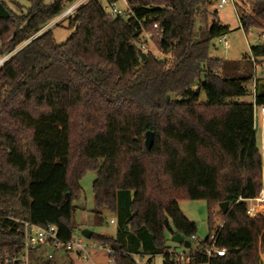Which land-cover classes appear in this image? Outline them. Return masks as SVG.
Segmentation results:
<instances>
[{
    "label": "trees",
    "instance_id": "16d2710c",
    "mask_svg": "<svg viewBox=\"0 0 264 264\" xmlns=\"http://www.w3.org/2000/svg\"><path fill=\"white\" fill-rule=\"evenodd\" d=\"M6 1L0 0V56L74 0H29L25 14ZM129 1L126 19L104 10L118 0L87 1L68 19L65 43L44 31L0 68V257L20 251L21 221L54 226L60 240L70 241L72 202L92 170L95 207L110 211L116 233L91 238L111 248L114 264L160 255L162 264H175L166 232L188 240L197 230L178 207L183 200L206 203L202 247L215 229L213 215L219 218L215 246L225 250L211 260L190 255L188 264H260L264 220L250 218L247 206L262 186L253 113L264 106V83H254L251 103L241 99L253 86L247 59L261 65L264 44L249 47L238 62L211 58V42L228 31L211 9L217 0ZM234 9L243 33L264 29V0H234ZM208 16L206 28L195 30ZM138 22L148 32L154 23L163 30L156 45L173 55L167 69L151 54L139 58ZM146 132L154 140L149 151Z\"/></svg>",
    "mask_w": 264,
    "mask_h": 264
},
{
    "label": "rangeland",
    "instance_id": "374dc122",
    "mask_svg": "<svg viewBox=\"0 0 264 264\" xmlns=\"http://www.w3.org/2000/svg\"><path fill=\"white\" fill-rule=\"evenodd\" d=\"M29 0H7L5 3L7 4L10 11L16 14L23 13L25 14L30 7L28 2ZM55 0H44L46 5H49ZM80 0H74L73 2H78ZM14 4H18L20 9H18ZM116 7L119 9H123V5L121 2L116 4ZM213 9V7L211 8ZM108 12L109 10L106 9ZM217 18L219 23L224 27L226 26L228 31L227 34L224 35V40L227 42V48H223L221 44L215 39L211 42V47L209 49L210 53L209 56L215 59H231V60H242L245 56L249 55V47L256 46L259 44H264V29L263 30H255L251 29L247 32V34L243 33V31L239 28L238 18L235 13V9L232 3L226 4L222 10L217 13ZM210 17L208 16L206 21H198L195 26V30H197L200 26L201 30H204L206 26L210 22ZM68 20L63 19L61 22L58 23L56 21H50L49 25L47 24L44 28H42L40 34L44 31L51 30L52 37L55 40L57 45H61L66 42L70 30L67 28ZM35 34L34 36H36ZM32 36V38H34ZM38 36V35H37ZM27 42L18 45L15 51L19 50L23 47ZM2 56H0V59ZM264 76V75H262ZM251 94L252 88L250 89L249 94L246 97L241 99L242 103H251ZM256 126L259 127V120L258 116L256 118ZM263 133H264V123H263ZM257 140H259L258 134H256ZM96 172L89 170L86 172L83 177L79 181L80 187V197L74 199L72 202L74 206V213H73V223H74V237L81 236V231L87 230L91 231L94 234L104 235V236H114L116 233L115 223L113 225L109 224V219L114 218V216L105 208L97 209L94 203V195L92 194V182L96 179ZM178 207L182 211L183 215L186 219L196 226V234L195 237L198 240H203L208 235V225H207V216H208V208L204 201H179ZM216 213V211H215ZM213 222L215 224H219L220 220L213 215ZM83 242L86 243L88 246L96 247V242L93 238L90 240H85ZM165 244L167 247L177 248L178 250H182L181 245H176L171 242V235L169 231L166 232L165 236ZM194 244H192V249L194 248ZM91 259H94L95 255L102 256L105 254L96 248L90 249ZM103 256V257H104ZM75 260L77 258L73 255ZM73 260V259H72ZM136 258V261L139 264H146V262ZM48 260L46 259V255L43 251L38 250L36 252H32L29 258V264H45ZM52 261V260H51ZM103 261V260H102ZM151 264H162V256H156L152 259ZM53 263V262H52ZM83 264H92L89 261L82 262ZM102 263V262H101ZM64 264H74V262H65Z\"/></svg>",
    "mask_w": 264,
    "mask_h": 264
},
{
    "label": "built area",
    "instance_id": "2783aa9c",
    "mask_svg": "<svg viewBox=\"0 0 264 264\" xmlns=\"http://www.w3.org/2000/svg\"><path fill=\"white\" fill-rule=\"evenodd\" d=\"M89 0H80L78 2H73L69 4L66 9L53 18L51 21L58 20V23L61 22L63 19L68 20L72 18L76 13L77 9L87 3ZM122 3L123 9L117 8L116 4L107 5L105 6L104 10L108 9L109 11L106 13L113 15V16H121L123 18H130L132 17V12L130 10V1L129 0H118ZM232 3L234 6V0H217L213 4L214 10L218 13L223 7L228 4ZM49 25V24H48ZM140 28L139 40L137 43L138 51L144 53L145 55L151 54L154 58L161 61L163 63V68L167 69L170 65V62L173 60V55L170 53H165L161 49H159L156 45V41L160 42L162 38V29L159 27L158 23L152 24L153 32H148L145 30L143 26V22H138ZM36 34L39 35L40 32ZM36 35V36H37ZM35 37V36H34ZM32 40V39H31ZM219 44L223 46V48H227V42L224 40V36L216 39ZM30 42V40L28 41ZM27 42V43H28ZM11 54L3 55L0 59V68L4 65L6 61L9 60ZM252 63V68L254 70L261 69L264 72V64L259 66L255 65L253 59L250 58ZM255 92V85H254V77H253V88H252V97ZM259 118L264 123V106L260 108H254L253 113V120ZM263 137V135H262ZM262 150L264 149V137L262 138L261 142ZM248 210L247 215L250 218L261 217L263 219L264 216V188H261L258 196L254 199L248 201ZM109 224L113 225L114 220L110 219ZM222 227L221 222L219 224H215V229L212 230L208 238V247H202V240H198L195 236L190 237L187 241L191 244L189 249H185L182 247V250H178L173 247H169L168 255L169 257L175 262V264H188L189 263V256L195 255L197 253H202L206 257L207 260H211L213 257H223L225 255L224 249H218L215 246V239L217 236V231ZM20 230L22 233V240L20 243V251L18 254L9 256L3 255L0 257V264H29V258L32 252H36L41 249H47L49 252L46 255V259L51 261L55 253H64L67 255L75 256L78 260L81 261H90V249L96 248L97 250L103 252L106 257V264H114L113 263V251L107 245H102L100 243H96V247L88 246L86 243L83 242V237H74L68 242H63L57 236V229L54 226L46 225V226H39L29 224L27 222H20ZM192 244H194V248L192 249ZM135 262L139 264V262Z\"/></svg>",
    "mask_w": 264,
    "mask_h": 264
},
{
    "label": "crops",
    "instance_id": "0c3cea01",
    "mask_svg": "<svg viewBox=\"0 0 264 264\" xmlns=\"http://www.w3.org/2000/svg\"><path fill=\"white\" fill-rule=\"evenodd\" d=\"M219 60L235 61V60H231V59H227V58L219 59ZM238 61H241V60H238ZM247 61L250 63V68H251V71L254 75V83H256L257 85H259L260 83H264V76H262V75H264V72H262L261 69L254 70V68H252V63L250 61V58H248ZM262 64H264V62ZM252 88H253V86H252ZM251 102H252V97H251ZM256 134H258V137H259L258 141L260 144V154L262 156V170H261V172H262V186H261V188H264V149L262 150V146H261L262 138L264 137L263 122L262 121L259 123V127H257L256 123H255V136H256ZM262 135H263V137H262ZM111 219H113L114 223H115V218H111ZM263 220H264V216H263ZM111 237H114V236H111ZM43 251H44L45 255H47L49 252L47 249H41L42 253H43ZM103 256L104 255H102L101 257L100 256L97 257V255H95L94 259L90 260L89 262H91L92 264H106L105 263L106 257L105 256L103 257ZM144 259H145L144 261L146 262L147 258H144ZM152 259L150 260V262H146V264H151ZM259 259H260V264H264V254L260 255ZM52 260L55 264H64L65 262H69V261L74 262V264H83L82 262H85V261H81L78 259L75 260L74 257H72L71 255H67L64 253H55Z\"/></svg>",
    "mask_w": 264,
    "mask_h": 264
},
{
    "label": "water",
    "instance_id": "95a60500",
    "mask_svg": "<svg viewBox=\"0 0 264 264\" xmlns=\"http://www.w3.org/2000/svg\"><path fill=\"white\" fill-rule=\"evenodd\" d=\"M30 41H32V40H30ZM137 53L139 55V58L142 61H144L146 59V55L144 53H141L140 51H138ZM167 99H168V97H167ZM144 140H145V142H144L145 148H146L147 151H149L151 149L153 141H154L153 140V134L151 132H146L145 136H144ZM218 208L221 211V213H223V214H225L227 212V209H228L226 203H220L218 205ZM91 235H92L91 231H87V230L81 231V236L85 240H90ZM171 242L176 244V245L177 244L181 245L185 249H189L191 247V244L186 239H183V237L179 233L171 236Z\"/></svg>",
    "mask_w": 264,
    "mask_h": 264
}]
</instances>
